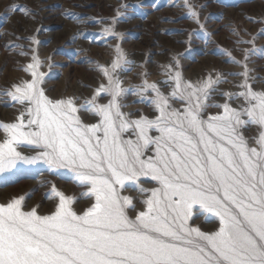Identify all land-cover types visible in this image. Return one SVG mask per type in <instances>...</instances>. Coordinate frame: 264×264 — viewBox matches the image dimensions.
<instances>
[{
  "label": "rangeland",
  "instance_id": "374dc122",
  "mask_svg": "<svg viewBox=\"0 0 264 264\" xmlns=\"http://www.w3.org/2000/svg\"><path fill=\"white\" fill-rule=\"evenodd\" d=\"M0 264H264V0H0Z\"/></svg>",
  "mask_w": 264,
  "mask_h": 264
}]
</instances>
